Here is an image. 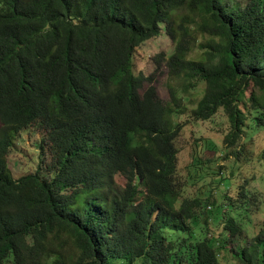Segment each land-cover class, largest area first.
Here are the masks:
<instances>
[{
	"label": "trees",
	"instance_id": "1",
	"mask_svg": "<svg viewBox=\"0 0 264 264\" xmlns=\"http://www.w3.org/2000/svg\"><path fill=\"white\" fill-rule=\"evenodd\" d=\"M162 26L173 49L150 60L167 68L168 102L140 93L150 77L135 65ZM176 81L184 96L204 86L193 120L225 119L229 170L205 169L202 145L179 167ZM31 130L35 168L14 179L7 158L27 154ZM254 154L264 0H0V264H264V193L234 182Z\"/></svg>",
	"mask_w": 264,
	"mask_h": 264
},
{
	"label": "rangeland",
	"instance_id": "2",
	"mask_svg": "<svg viewBox=\"0 0 264 264\" xmlns=\"http://www.w3.org/2000/svg\"><path fill=\"white\" fill-rule=\"evenodd\" d=\"M172 49L173 42L166 35L163 26L160 36L146 41L137 49L135 56L136 68L138 71L141 72L143 76L150 77L149 81L143 83L142 89H140L141 94L143 93L144 89H147L149 86H152L163 102L169 101L168 92H166L168 73L167 68L164 66V62H161L156 70V66L153 64L150 58L159 53H163L167 56ZM176 88L178 95L183 97V104L185 106V114L175 118L176 122L182 124L181 131L179 133L178 138L176 139V146L179 150V167L183 171L184 168H193L191 165H196L198 162L196 148L198 145H202V147L205 148V152L203 155V164H208L204 165L205 169L209 168V171H211L216 170L214 169L216 167H224L226 165L225 167L227 168V170H229L227 164L229 162H233V160H224L223 158L225 153L223 152L224 145L222 144V140L228 131L225 119L221 116L220 113H218L209 121H195L191 118L190 114L187 113L191 109L195 108L197 101L201 97V91H203L204 89L203 84L199 83L196 90H189L188 94L185 93V95L187 96H184L183 92H181V81H176ZM40 135L41 133L38 130H36L35 132L31 130L26 134L23 133V143L26 148L27 154L25 152L22 156H17L15 153H11L7 158V168L12 173L11 175L14 179H17L29 173L33 168H35V162L33 163L30 159L31 157H35L36 144L39 141ZM261 137V133H259V135H253V148L260 146ZM207 145L209 146L210 150L207 148ZM18 151L23 152L24 150L18 147ZM23 156H25V158ZM215 156H217V162L215 164H210L211 162H213ZM261 162L264 164V159H258L257 155L254 154L248 161H246V164L242 165L241 174L238 175V172H235L236 175L234 176L236 177V179L234 180V182H236L237 180V182L241 183L245 180H249L250 188H255L259 192L264 193V182L261 180L264 179V167L260 166ZM242 163L243 162L237 163V166H240ZM117 183H120L119 179H117ZM227 184L228 180L226 179L222 181V183L218 186L213 184L214 186H216L214 195L218 197L219 195H221V193H224ZM206 187L207 186L203 187L204 191ZM196 188L197 186L191 188L192 192H198V188ZM208 212L213 213L211 209H208ZM212 218H214L213 215ZM259 219L260 216H257L252 219V224L250 225V230L252 233L257 232L256 226L258 225ZM239 238L242 239V236H239ZM238 246L239 244L235 240H232V242L230 243L232 251H235ZM71 251V248L69 246H66L64 248L63 254L69 256ZM229 256L230 254H228L227 252L223 253L220 256L222 264H239L236 259L230 258Z\"/></svg>",
	"mask_w": 264,
	"mask_h": 264
}]
</instances>
